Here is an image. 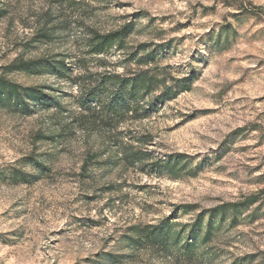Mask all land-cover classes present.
<instances>
[{
	"label": "rangeland",
	"instance_id": "1",
	"mask_svg": "<svg viewBox=\"0 0 264 264\" xmlns=\"http://www.w3.org/2000/svg\"><path fill=\"white\" fill-rule=\"evenodd\" d=\"M0 11V77L56 86L53 76L10 65L61 53L77 64L72 76L85 77L59 83L64 110L23 114L0 104V264H264V0H0ZM127 23L121 49L84 53L94 33ZM46 25L54 37L38 38ZM141 46L153 60L139 61ZM138 69L174 89L176 80L191 83L140 118L106 126L100 115L81 117L88 74ZM58 132L63 138H50ZM126 144L152 157L186 154L190 172L103 163ZM33 158L45 160L40 173ZM249 196L241 215L228 214L191 252L129 245L135 230L166 220L178 230L202 210Z\"/></svg>",
	"mask_w": 264,
	"mask_h": 264
},
{
	"label": "trees",
	"instance_id": "2",
	"mask_svg": "<svg viewBox=\"0 0 264 264\" xmlns=\"http://www.w3.org/2000/svg\"><path fill=\"white\" fill-rule=\"evenodd\" d=\"M0 14H2V11H0ZM131 27V24L127 23L117 30L106 33H94L88 39L84 53L99 56L108 53L112 48L121 49ZM54 34L53 26L46 25L37 30L38 38L51 39ZM40 41L37 40V42ZM33 46L30 45V47ZM141 47L143 54L140 56L139 61L148 63L153 60V52L149 53L144 48L145 46ZM137 53L132 54L135 56ZM68 58H70V54L61 53L45 58L28 61L20 60L12 63L10 67L13 70L24 71L34 75L53 76L57 81V85L22 86L0 77V104L23 114L49 110L53 107H61L60 109L64 110L60 101L66 95L59 83L77 84L80 79H85L81 74L72 76L76 68L73 65L77 66V64L65 62ZM78 68L80 69V67ZM88 75L90 80L88 90L78 100L81 108V117H84L85 114L88 117L100 115L97 119H100L102 121L100 123L106 126L123 122L126 119L140 118L144 116L142 112L148 113L146 107L157 110L158 105H161L166 98H173L178 92L188 89L191 83L190 78L176 80L177 89H174L173 86H166L163 78L160 79L157 74H151L144 69L124 74L104 70L100 73ZM158 88H160V92L154 96L152 93ZM145 98H147V102H145ZM94 123L96 122H91L89 125ZM64 135L63 132H58L54 136H50V138H63ZM136 141L143 143L146 139L143 136L136 139ZM117 149L113 152V155L103 161L104 164L118 165L120 160H123L129 165H141L142 169H147L149 172L159 175L166 174L170 177H178L182 173L190 172L189 165L192 158L186 154L173 153L164 157H152L151 154L143 152L140 148H132V146L127 144L124 146L120 145ZM119 154L120 157H118ZM95 155H90L87 160L85 159L82 168L88 165V161L91 163ZM49 156L50 154L47 157ZM44 161L43 158H33L32 163L35 173H40L43 170L42 168L45 167ZM10 175V177L21 175L24 178L34 176V174L21 173L14 170ZM254 201L255 196H249L240 202L222 203L197 213L192 223L186 224L178 230H173L174 224L170 220H166L159 226H154L151 230H135L134 236H127V239L130 242L129 245H138L142 244L143 241H150L161 245L165 249L172 250V248H175L177 250L182 249L186 253L191 252L210 238L214 227L218 229V226L226 219L228 214H230L231 220L234 221ZM190 209V206L183 205L179 207L178 211L185 214Z\"/></svg>",
	"mask_w": 264,
	"mask_h": 264
}]
</instances>
